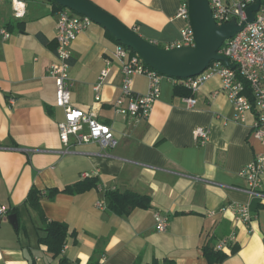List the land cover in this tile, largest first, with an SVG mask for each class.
<instances>
[{
	"label": "crops",
	"instance_id": "1",
	"mask_svg": "<svg viewBox=\"0 0 264 264\" xmlns=\"http://www.w3.org/2000/svg\"><path fill=\"white\" fill-rule=\"evenodd\" d=\"M23 1L27 13L21 20L10 0L0 1V29L11 35H0V208L7 211L0 219V264H59L63 258L67 264H209L203 246L215 248L232 234L235 241L222 251L228 258L215 264H264V201H251L240 175L264 155V143L254 137L252 114L243 124L233 121L221 79L192 93L196 104L190 108L165 78L149 118L130 121L114 108L123 83L114 57L118 44L93 24L71 47V103L95 111L112 128L117 146L72 140L66 151L58 131L64 113L55 107L48 74L61 10L52 0ZM90 1L163 49L181 39L185 22L176 15L182 0ZM107 68L111 73L97 102L94 88ZM133 89L147 93L149 79L135 76ZM198 128L209 131L204 145L194 137ZM86 179L96 180L97 188L48 198V191ZM32 189L43 195L46 219L68 226L59 257L39 243L46 232L27 203ZM107 191L147 196L151 207L118 216L108 209ZM247 203L252 220L244 223L234 207ZM13 214L17 230L8 220ZM156 214L168 218L165 232L157 231Z\"/></svg>",
	"mask_w": 264,
	"mask_h": 264
},
{
	"label": "built area",
	"instance_id": "2",
	"mask_svg": "<svg viewBox=\"0 0 264 264\" xmlns=\"http://www.w3.org/2000/svg\"><path fill=\"white\" fill-rule=\"evenodd\" d=\"M4 1V0H0ZM13 15L21 20L26 16L27 5L23 0H10ZM214 20L218 25L236 20L239 24L247 19V8L258 0H208ZM177 18L185 22L181 30V39L167 49L193 47L194 34L189 21L188 0H182L178 9ZM94 23L83 16L74 14L68 9L60 11L56 25V52L55 61L48 69L49 76L55 83V107L64 113L63 121L58 124L60 141L69 151L71 141L78 145L99 143L103 148H115L117 141L112 128L98 119L95 111L85 112L72 106L71 81L69 76L71 47L77 37L87 31ZM0 35L4 39L10 38V33L2 28ZM221 55L227 57L235 66L231 69L221 62L212 63L201 75L188 80L169 79L175 84L182 85L196 93L207 81L219 77L222 81V91L226 93L234 108L233 121L238 124L245 122V115L252 114L255 118L253 126L254 137L264 143V2L262 0L255 21L248 24L236 37L229 40L222 48ZM114 57L121 64L123 83L121 97L115 103L116 113L125 116L128 120L138 122L149 118L154 104L161 98V84L166 77L149 69L136 54L119 44ZM110 68L102 71L99 82L95 86L96 101H101L100 91L109 78ZM146 76L149 79V89L145 94H138L133 89L134 77ZM188 107L193 108L196 100L193 97L186 99ZM126 104V105H125ZM198 143L204 145L209 138L207 129L198 128L194 131ZM246 180V193L251 201H264V155H258L255 160L246 165L240 172ZM236 219L244 223L252 220L251 204L235 205ZM7 216V211L0 208V219ZM156 229L165 232L168 218L162 214L155 215ZM235 234L220 241L216 251H224L233 244Z\"/></svg>",
	"mask_w": 264,
	"mask_h": 264
},
{
	"label": "water",
	"instance_id": "3",
	"mask_svg": "<svg viewBox=\"0 0 264 264\" xmlns=\"http://www.w3.org/2000/svg\"><path fill=\"white\" fill-rule=\"evenodd\" d=\"M76 15L90 19L109 32L121 45L132 50L151 70L174 80H188L204 73L214 62L235 69L229 59L220 54L223 46L255 21L262 0L247 8L246 21L236 20L218 25L212 15L208 0H188L189 21L194 34L193 47L163 49L142 38L138 33L122 24L117 18L96 6L90 0H52ZM17 230V215L8 217Z\"/></svg>",
	"mask_w": 264,
	"mask_h": 264
},
{
	"label": "trees",
	"instance_id": "4",
	"mask_svg": "<svg viewBox=\"0 0 264 264\" xmlns=\"http://www.w3.org/2000/svg\"><path fill=\"white\" fill-rule=\"evenodd\" d=\"M56 5L58 9H64L57 3ZM106 34L116 44H121L109 32H106ZM130 51L133 55L135 54L132 50ZM174 93L176 96L185 98H189L192 95L190 90L178 84H175L174 86ZM95 188H97V181L86 179L66 187L63 190H50L48 191V198L52 200L60 193L70 195L81 194ZM42 197L43 195L40 191L32 189L28 195L27 203L39 214L45 227L46 237L41 238L39 243L46 246L48 248V252L53 254L54 257H59L65 247L68 236V226L59 222H49L46 219L40 204ZM106 197L108 198V209L121 217L129 216L135 209L148 210L151 207V200L149 197L138 195L133 192L119 193L118 191H107ZM203 252L209 264L222 263L228 258L225 253L222 251H216L215 248L210 247L209 244L203 246ZM233 252H235V250H233ZM59 264H67V261L63 258Z\"/></svg>",
	"mask_w": 264,
	"mask_h": 264
}]
</instances>
